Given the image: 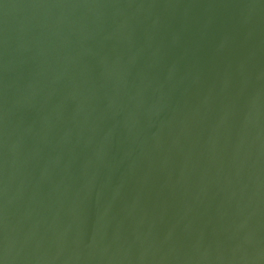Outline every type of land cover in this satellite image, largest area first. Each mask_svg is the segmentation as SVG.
Returning <instances> with one entry per match:
<instances>
[{"label":"water","instance_id":"1","mask_svg":"<svg viewBox=\"0 0 264 264\" xmlns=\"http://www.w3.org/2000/svg\"><path fill=\"white\" fill-rule=\"evenodd\" d=\"M0 264H264V0H0Z\"/></svg>","mask_w":264,"mask_h":264}]
</instances>
